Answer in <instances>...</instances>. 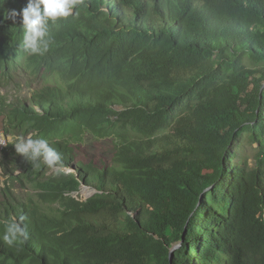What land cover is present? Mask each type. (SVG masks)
Listing matches in <instances>:
<instances>
[{
  "label": "trees",
  "instance_id": "obj_1",
  "mask_svg": "<svg viewBox=\"0 0 264 264\" xmlns=\"http://www.w3.org/2000/svg\"><path fill=\"white\" fill-rule=\"evenodd\" d=\"M26 5L0 0V86L33 89L5 133L76 173L4 151L26 192L3 190L0 264H264V0H81L42 55L23 47ZM88 135L112 139L111 164L76 163Z\"/></svg>",
  "mask_w": 264,
  "mask_h": 264
},
{
  "label": "clouds",
  "instance_id": "obj_2",
  "mask_svg": "<svg viewBox=\"0 0 264 264\" xmlns=\"http://www.w3.org/2000/svg\"><path fill=\"white\" fill-rule=\"evenodd\" d=\"M80 2L81 0H27V5L21 12L22 26L24 28L23 47L25 50L31 55H42L47 51L51 40V37L48 36L49 22L55 23L60 18L68 17ZM10 104L11 103L8 105ZM8 105L3 107L0 111L1 115L8 116L7 126L10 123ZM5 130L6 129L0 131V140L1 137L5 136L6 147L9 149L10 137L6 135ZM30 135H33L32 138L29 135L26 139L21 137L15 144L17 153L31 161L34 166H38L37 161L41 159L44 164L49 167H54L61 163L60 154L49 146V140L36 138L34 134ZM14 138L16 137L12 139ZM0 148H2V153H4V146H0ZM54 168L58 170L61 169L62 171L66 169L68 170H65L66 173L76 172L72 167ZM23 220L24 217L21 216L19 221H17L16 218H12L6 223L2 239L7 245L12 246L15 243H23L27 238V231L21 226Z\"/></svg>",
  "mask_w": 264,
  "mask_h": 264
},
{
  "label": "rangeland",
  "instance_id": "obj_3",
  "mask_svg": "<svg viewBox=\"0 0 264 264\" xmlns=\"http://www.w3.org/2000/svg\"><path fill=\"white\" fill-rule=\"evenodd\" d=\"M12 85V86H11ZM9 89H4L2 86H0V111L3 107L7 106L9 103H13L19 98L21 99H28L29 94L32 92V84L27 81V79L23 76H15V79L13 80V83L11 84ZM7 108V107H6ZM1 113V112H0ZM7 120L8 116H4L0 114V125L1 130L7 129ZM32 136L33 135H29ZM29 136H25L23 138H27ZM10 138V144L11 143H17L18 140L21 137H16L12 139V136H9ZM70 140V139H69ZM70 147L73 149L74 156L77 162H84L88 164L89 162H93L95 165H99L101 167L111 164L112 157H113V151H114V145L112 146L110 138L105 139H97L92 135H88L84 138L82 142H72L70 140ZM243 145H245V150L248 152V154H254V148L257 147V145H253L250 142H243ZM1 146V145H0ZM10 153V152H9ZM10 154H4L2 153V148H0V202L4 201L5 199H8L3 193V190L9 185L10 192H9V199H16L17 201L23 199L24 194L26 191L21 188L20 183L17 180L11 179V173L12 171L15 172V176H19L23 171L22 170H16L13 169L15 167L12 166L13 160L9 157ZM1 163H4L5 166H3ZM69 167V166H68ZM71 169V168H67ZM58 171L56 168H52L49 172V174H52L54 172ZM68 171V170H66ZM76 173V172H75ZM87 188L84 187L81 188V190L74 194V197L81 200L86 201L87 199L91 198L93 195H95V188L91 186L85 185ZM27 188H30L31 191L37 192L34 187H30V185L26 186ZM16 198H15V197Z\"/></svg>",
  "mask_w": 264,
  "mask_h": 264
},
{
  "label": "water",
  "instance_id": "obj_4",
  "mask_svg": "<svg viewBox=\"0 0 264 264\" xmlns=\"http://www.w3.org/2000/svg\"><path fill=\"white\" fill-rule=\"evenodd\" d=\"M0 128H1V125H0ZM0 131H1V129H0ZM66 170V169H65ZM64 170V171H65ZM87 188L85 185H82V187L81 188ZM97 193V190H95V194ZM88 200V199H87ZM183 242H184V239H183V241L180 243V244H178V245H176V246H174L172 249H171V260H173V254H174V252L178 249V248H180L181 246H182V244H183Z\"/></svg>",
  "mask_w": 264,
  "mask_h": 264
},
{
  "label": "bare ground",
  "instance_id": "obj_5",
  "mask_svg": "<svg viewBox=\"0 0 264 264\" xmlns=\"http://www.w3.org/2000/svg\"><path fill=\"white\" fill-rule=\"evenodd\" d=\"M1 142L4 144V151L7 149L6 147V139H5V136L1 137Z\"/></svg>",
  "mask_w": 264,
  "mask_h": 264
},
{
  "label": "built area",
  "instance_id": "obj_6",
  "mask_svg": "<svg viewBox=\"0 0 264 264\" xmlns=\"http://www.w3.org/2000/svg\"><path fill=\"white\" fill-rule=\"evenodd\" d=\"M0 142H1V140H0ZM2 147L4 146V144L1 142V144H0Z\"/></svg>",
  "mask_w": 264,
  "mask_h": 264
}]
</instances>
